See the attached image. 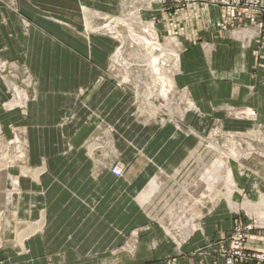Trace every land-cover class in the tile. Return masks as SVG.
Segmentation results:
<instances>
[{
	"label": "crops",
	"instance_id": "1",
	"mask_svg": "<svg viewBox=\"0 0 264 264\" xmlns=\"http://www.w3.org/2000/svg\"><path fill=\"white\" fill-rule=\"evenodd\" d=\"M84 2L18 0L20 11L31 22L27 31L19 15L0 6V56L26 62L39 91L29 105L26 125L30 160L39 166L36 172L41 178L26 184L35 191L43 188V193L30 192L13 203L18 204V213L32 219L40 207L44 219L42 231L24 245L29 254L11 256L0 264H164L170 254L177 255L179 264H226L220 249L229 245L233 228L250 222L251 215L257 227L248 233L247 247L264 251V209L251 206L264 199L257 192L263 180L255 176L247 183L253 193L246 203L253 210L244 209L247 215H240L221 205L206 215L203 231L194 234L179 254L156 232L142 233L132 255L109 254L125 241L136 221L147 220L133 195L153 169L148 159L164 171H173L181 160V136L172 127L156 134L139 125L131 115L129 97L121 96L112 83H102L88 96L87 106L97 109L122 135L118 139L122 156L133 161L141 150L142 163L133 167L129 178L118 179L109 172L99 180L91 178V162L82 148L91 131L89 112L77 101V92L99 77L113 44L110 39L84 36ZM161 24L187 47L179 80L203 110L205 123L220 119L223 125L232 124L217 109L225 104L251 107L257 121L264 122V12L198 2L165 13ZM194 116L189 120L198 121ZM149 239L156 241V247Z\"/></svg>",
	"mask_w": 264,
	"mask_h": 264
},
{
	"label": "rangeland",
	"instance_id": "2",
	"mask_svg": "<svg viewBox=\"0 0 264 264\" xmlns=\"http://www.w3.org/2000/svg\"><path fill=\"white\" fill-rule=\"evenodd\" d=\"M198 2L233 4V0H85L82 5L84 36L110 39L113 44L99 77L77 92V101L89 112L86 119L91 131L82 148L91 162V178L99 180L109 172L125 179L134 174L133 167L142 157L137 150L133 161L125 159L118 144L122 135L97 109L87 106L88 96L102 83H112L121 96L129 97L131 115L139 125L156 134L172 127L181 136V160L173 171H164L148 159L153 169L144 187L133 195L147 220L135 222L125 241L109 252L113 256L134 254L141 234L154 232L173 243L179 254L194 234L203 231L206 215L221 205L240 215L244 209L253 210L246 203L253 193L247 183L255 176L263 180L257 192L264 197V122L257 121L256 110L220 105L217 109L233 123L223 125L220 119L205 123L191 91L181 86V59L187 47L177 34L162 28V18ZM0 6L19 15L26 31L29 29L31 22L20 11L18 0H0ZM155 56L160 66L156 72L151 66ZM38 93V80L26 62L0 56V262L29 254L24 245L42 231L30 230L42 222L40 207L37 218L32 219L18 213V204L13 203L30 192L43 193V188L35 191L26 184L41 178L36 172L39 166L30 160L26 125L29 105ZM250 109L256 113L254 118L246 114ZM190 115L198 121L189 120ZM238 120L252 123L236 124ZM251 206L264 209V199ZM250 219L257 222L253 215ZM148 242L151 247L157 245L153 239ZM164 264H179L177 255H168Z\"/></svg>",
	"mask_w": 264,
	"mask_h": 264
},
{
	"label": "built area",
	"instance_id": "3",
	"mask_svg": "<svg viewBox=\"0 0 264 264\" xmlns=\"http://www.w3.org/2000/svg\"><path fill=\"white\" fill-rule=\"evenodd\" d=\"M227 5L247 7L250 9L264 12V0H233V4ZM248 116L254 118L256 115L254 110L246 112ZM257 227L255 221L243 224H237L229 235V245L220 249V255L225 259L226 264H236L237 261L242 262H259L264 263V251H257L247 247L248 233ZM176 259L173 260L175 263Z\"/></svg>",
	"mask_w": 264,
	"mask_h": 264
},
{
	"label": "bare ground",
	"instance_id": "4",
	"mask_svg": "<svg viewBox=\"0 0 264 264\" xmlns=\"http://www.w3.org/2000/svg\"><path fill=\"white\" fill-rule=\"evenodd\" d=\"M145 29V28H144ZM155 33V32H154ZM132 35V34H131ZM124 36V35H123ZM131 38V37H130ZM140 39H141V37H140ZM144 39V38H143ZM148 41V40H147ZM147 41H145V43H147ZM150 41V40H149ZM151 42V41H150ZM152 43V42H151ZM126 44V43H125ZM148 44H149V42H148ZM157 45H159V44H157ZM123 47V46H122ZM137 47V46H136ZM142 48V47H141ZM148 48V47H147ZM153 48H155V47H153ZM161 48V47H160ZM156 49V48H155ZM156 51V50H155ZM162 51V50H161ZM148 53H150V52H148ZM155 53V52H154ZM171 53H173V52H171ZM165 54V53H164ZM163 54V55H164ZM170 54V53H169ZM173 54H175V53H173ZM149 55V54H148ZM153 56H154V54H152ZM176 55V54H175ZM178 55V54H177ZM161 57V56H160ZM164 57V56H163ZM178 57H179V55H178ZM149 58H150V56H149ZM148 58V59H149ZM152 58V57H151ZM151 58H150V60H151ZM170 59V58H169ZM173 59V58H172ZM179 59V58H178ZM173 61H175V60H173ZM172 61V62H173ZM171 63V62H170ZM149 64V63H148ZM167 64V63H166ZM150 65V64H149ZM171 65H173V64H171ZM175 65V64H174ZM177 65V64H176ZM152 67H153V69H154V71L156 72V71H158V70H160L159 68H160V66H159V64H158V58L155 56V58H153L152 59V65H151ZM166 67H167V65H165ZM170 66V65H169ZM164 67V66H163ZM146 68V67H145ZM148 68V67H147ZM154 74V73H153ZM158 74V73H157ZM160 75H162L161 73H160ZM162 78V77H161ZM161 81H162V79H161ZM163 84V83H162ZM163 93V92H162ZM163 95V94H162ZM193 107V106H192ZM22 146V145H21ZM43 223H44V219H42V222H41V224H39L38 226L36 225V226H32V228H30V230H35V229H39V228H41L42 226H43ZM35 232H37V231H35ZM32 234L34 233V232H31ZM29 235V234H28ZM27 236V235H26Z\"/></svg>",
	"mask_w": 264,
	"mask_h": 264
}]
</instances>
